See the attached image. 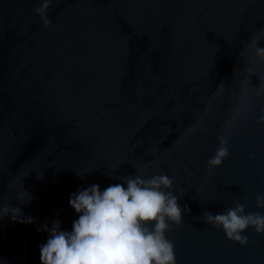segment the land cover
Masks as SVG:
<instances>
[{
    "label": "water",
    "instance_id": "obj_1",
    "mask_svg": "<svg viewBox=\"0 0 264 264\" xmlns=\"http://www.w3.org/2000/svg\"><path fill=\"white\" fill-rule=\"evenodd\" d=\"M39 6L0 0V207L33 218L0 219V264H41L40 229L79 216L71 194L137 172L173 178L191 209L166 233L177 264H264V234L241 246L201 216L264 212V59L249 46L264 0H53L47 27Z\"/></svg>",
    "mask_w": 264,
    "mask_h": 264
},
{
    "label": "clouds",
    "instance_id": "obj_2",
    "mask_svg": "<svg viewBox=\"0 0 264 264\" xmlns=\"http://www.w3.org/2000/svg\"><path fill=\"white\" fill-rule=\"evenodd\" d=\"M52 4L53 0H41V6L34 9L46 27L51 23L47 13ZM262 38L264 29L251 37L249 46L264 59V47L259 46ZM261 94L264 86L257 91V95ZM257 122L264 124V115ZM229 140L228 133L218 137V146L206 165L209 174L229 157ZM249 158L255 160L257 154L253 152ZM137 173L117 177L123 183L111 184L104 190L92 184L71 194L69 205L79 216L70 232L61 229L59 220L50 229L47 225L40 229L49 232L47 242L39 246L41 264H177L175 244L166 233L173 230V225H182L183 215L191 209L187 205L182 208L178 202L181 197L175 194L173 178ZM77 175L84 177L78 171ZM29 195L28 201L32 199ZM255 203L264 209V194H258ZM9 214L13 221L32 223V217L21 216L19 207H0V219ZM201 216L206 225L222 228L228 240L241 246L250 243L243 234L248 228L264 234V212L246 211L238 201L223 213L205 210Z\"/></svg>",
    "mask_w": 264,
    "mask_h": 264
}]
</instances>
